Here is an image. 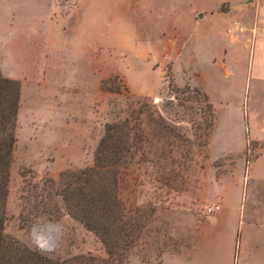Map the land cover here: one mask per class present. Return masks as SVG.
Masks as SVG:
<instances>
[{"label": "rangeland", "instance_id": "1", "mask_svg": "<svg viewBox=\"0 0 264 264\" xmlns=\"http://www.w3.org/2000/svg\"><path fill=\"white\" fill-rule=\"evenodd\" d=\"M263 5L0 0V70L21 85L5 232L55 260L108 257L69 214L25 225L21 212L29 183L92 166L107 124L130 117L144 137L119 194L141 230L124 264H264V155L249 168L262 144L248 133L264 135V49L251 54ZM244 179L236 214L217 222L207 208Z\"/></svg>", "mask_w": 264, "mask_h": 264}, {"label": "trees", "instance_id": "2", "mask_svg": "<svg viewBox=\"0 0 264 264\" xmlns=\"http://www.w3.org/2000/svg\"><path fill=\"white\" fill-rule=\"evenodd\" d=\"M20 91V82L0 70V264H124L141 230L140 223L128 216L119 194L120 174L141 149L144 137L130 117L107 124L92 166L65 170L57 182L49 178L43 184L29 183L27 205L21 212L25 225L42 215L58 219L69 214L100 238L108 257L55 260L5 232Z\"/></svg>", "mask_w": 264, "mask_h": 264}, {"label": "crops", "instance_id": "3", "mask_svg": "<svg viewBox=\"0 0 264 264\" xmlns=\"http://www.w3.org/2000/svg\"><path fill=\"white\" fill-rule=\"evenodd\" d=\"M249 1H252V0H249ZM254 1H256V0H254ZM260 8L258 10V16L260 14L261 15L264 14V11H263L264 5ZM206 13H207L206 10L203 13H201L200 10H196V11L192 12L193 17H192L191 23L193 25V31H194L196 41L203 39V36L205 35L206 26L201 22L200 18L205 17ZM260 20L264 21V15ZM226 44H224L221 47L223 50L224 57H222L219 66L222 68L225 67L226 63H227V58L225 59V55L229 56V52H230V50L229 51L225 50L224 47ZM254 45H255L254 53L256 51L262 52V50L264 49V32L255 36V39L253 40V42L251 44V54L253 52V46ZM166 47L168 50L174 49V50H177L178 52L182 51V47L178 43V41L168 42L166 44ZM214 62H216L215 58H214ZM248 133H249V138L252 141H256V142H259L260 144H262L261 153L253 161L250 162V165H249V168H250V166L252 164L256 163L264 155V135H259V133H257L255 130H253L251 126L249 127ZM245 182H246V180L244 179L242 186L239 185L238 182H235L233 184L225 185L223 187V193H222L221 198H220L221 208H220V210H218L217 212L214 213L215 217L217 219V222L220 223V222L224 221L228 217L227 215L230 214L231 209L233 210L232 213L236 214L239 200L240 199L243 200L245 198V184H246ZM229 208H230V210H229ZM239 235L240 234H238V236ZM237 239H238V237H237ZM236 243H237V240H236Z\"/></svg>", "mask_w": 264, "mask_h": 264}, {"label": "built area", "instance_id": "4", "mask_svg": "<svg viewBox=\"0 0 264 264\" xmlns=\"http://www.w3.org/2000/svg\"><path fill=\"white\" fill-rule=\"evenodd\" d=\"M240 29H242V28H240ZM220 208H221L220 203H213L211 206H209L207 208V213L213 214V213L217 212L218 210H220Z\"/></svg>", "mask_w": 264, "mask_h": 264}]
</instances>
